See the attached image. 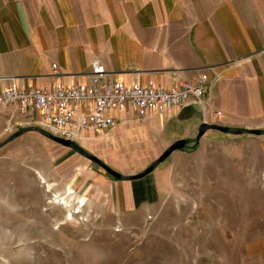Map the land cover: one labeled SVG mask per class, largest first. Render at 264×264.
<instances>
[{
  "label": "rangeland",
  "instance_id": "rangeland-1",
  "mask_svg": "<svg viewBox=\"0 0 264 264\" xmlns=\"http://www.w3.org/2000/svg\"><path fill=\"white\" fill-rule=\"evenodd\" d=\"M31 130L0 145V264H264V135L189 143L149 173L141 206L123 210L116 178ZM97 143L80 146L124 167Z\"/></svg>",
  "mask_w": 264,
  "mask_h": 264
},
{
  "label": "crops",
  "instance_id": "crops-1",
  "mask_svg": "<svg viewBox=\"0 0 264 264\" xmlns=\"http://www.w3.org/2000/svg\"><path fill=\"white\" fill-rule=\"evenodd\" d=\"M95 58L126 84L171 88L198 73L207 80L201 103L143 115L120 107L109 131L86 140L117 155L124 167L113 169L124 175L143 172L175 141L195 138L203 122L264 130V0H0V93L14 84L90 83ZM11 113L0 104V145L33 126L8 131ZM215 131L223 132L210 129L200 141ZM130 145L148 153L125 151ZM149 175L116 178L123 210L149 196Z\"/></svg>",
  "mask_w": 264,
  "mask_h": 264
},
{
  "label": "built area",
  "instance_id": "built-area-1",
  "mask_svg": "<svg viewBox=\"0 0 264 264\" xmlns=\"http://www.w3.org/2000/svg\"><path fill=\"white\" fill-rule=\"evenodd\" d=\"M207 93L203 73L171 88L126 84L112 79L105 65L97 59L92 63L90 83L8 85L0 93V104L12 109L7 121L8 131L31 124L80 145L109 131L116 123L112 111L117 108L128 106L143 115L152 109L168 110L201 103ZM32 113L38 114L37 120L25 122L17 118Z\"/></svg>",
  "mask_w": 264,
  "mask_h": 264
},
{
  "label": "water",
  "instance_id": "water-1",
  "mask_svg": "<svg viewBox=\"0 0 264 264\" xmlns=\"http://www.w3.org/2000/svg\"><path fill=\"white\" fill-rule=\"evenodd\" d=\"M29 129L39 131V132L43 133L44 135H46L47 137L53 139L54 141H56L58 143H61L64 146L74 148L76 151H78L81 154H83L84 156L90 158L94 162L98 163L109 174H111L115 178L121 179V180L122 179H134V178H140V177L146 176L147 174L151 173L161 162H163L174 151L188 148L189 143L192 141H194L195 144H197L200 141L201 137L210 129H217L220 131L232 132L235 134H242V133L263 134L264 133V130H259V129H242V130L231 131L228 128H225V127L218 125V124H210L208 122H203L201 124V126L199 128V132L195 138H187V139L185 138V139H179V140L175 141L157 159H155L152 162V164L148 168H146L143 172H140L139 174L130 176V175H124V174L114 170L112 167L107 165L103 160H101L97 156L87 152L85 149H79L78 147L75 146V143L72 140H67V139H63V138H60L58 136L52 135L49 132H47L46 130H44L38 126H31V127L24 128V129L18 131L17 133H15L12 137L14 138V137L20 135L21 133H23L24 131L29 130Z\"/></svg>",
  "mask_w": 264,
  "mask_h": 264
},
{
  "label": "trees",
  "instance_id": "trees-1",
  "mask_svg": "<svg viewBox=\"0 0 264 264\" xmlns=\"http://www.w3.org/2000/svg\"><path fill=\"white\" fill-rule=\"evenodd\" d=\"M75 146L78 147L79 149H83L79 144L75 143Z\"/></svg>",
  "mask_w": 264,
  "mask_h": 264
}]
</instances>
